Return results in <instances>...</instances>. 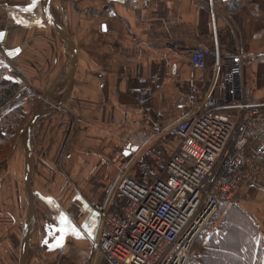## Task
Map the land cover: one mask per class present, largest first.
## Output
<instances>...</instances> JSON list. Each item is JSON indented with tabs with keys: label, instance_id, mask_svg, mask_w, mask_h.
<instances>
[{
	"label": "crops",
	"instance_id": "crops-1",
	"mask_svg": "<svg viewBox=\"0 0 264 264\" xmlns=\"http://www.w3.org/2000/svg\"><path fill=\"white\" fill-rule=\"evenodd\" d=\"M44 6L45 0L0 3L2 49L20 50L8 57L14 72L8 79L27 92L16 106L31 119L41 105L37 96L48 94L46 111L61 105L31 137L36 221L26 264H89L99 212L130 152L153 136L156 124L169 126L186 113L189 97L207 90L217 59L239 55L245 88L264 102V0H52L51 18L76 48L71 84L70 47L49 25ZM198 49L207 55L204 70L191 63ZM154 73L163 88L143 104L131 85L138 74ZM15 136L0 161V264H20L29 212L26 153L21 132ZM178 144L167 138L161 151L171 155ZM248 192L257 207H242L258 210L264 221L263 193ZM100 260L96 255L92 263Z\"/></svg>",
	"mask_w": 264,
	"mask_h": 264
},
{
	"label": "built area",
	"instance_id": "built-area-1",
	"mask_svg": "<svg viewBox=\"0 0 264 264\" xmlns=\"http://www.w3.org/2000/svg\"><path fill=\"white\" fill-rule=\"evenodd\" d=\"M191 63L206 69V52L195 50ZM8 65L0 43L5 75ZM135 80L131 92L143 104L163 88L160 73ZM167 138L179 141L171 155L161 151ZM263 182L264 102L245 88L239 55L217 59L207 90L189 97L186 113L169 126L156 124L130 152L99 212L89 264L96 255L98 264H189L217 210Z\"/></svg>",
	"mask_w": 264,
	"mask_h": 264
},
{
	"label": "trees",
	"instance_id": "trees-1",
	"mask_svg": "<svg viewBox=\"0 0 264 264\" xmlns=\"http://www.w3.org/2000/svg\"><path fill=\"white\" fill-rule=\"evenodd\" d=\"M26 95L27 92L21 91V85L8 79L0 67V113L3 114L0 119V160L11 154L15 135L26 126L28 114L22 106H16ZM11 131L16 134L11 136ZM231 206L230 213L223 218L226 224L220 225L218 233L206 242L198 258L199 264H264V241L258 238L260 225L241 207ZM231 214H237L239 218H231ZM234 223L244 229L238 232L235 228L240 227H235ZM201 241L203 238L196 243Z\"/></svg>",
	"mask_w": 264,
	"mask_h": 264
},
{
	"label": "water",
	"instance_id": "water-1",
	"mask_svg": "<svg viewBox=\"0 0 264 264\" xmlns=\"http://www.w3.org/2000/svg\"><path fill=\"white\" fill-rule=\"evenodd\" d=\"M52 0H45V6H44V12L46 19L49 23V25L65 40L71 50L72 53V63L70 66V73H69V83H72L75 68H76V48L67 34L65 30H63L58 24H56L50 15V5ZM5 33L0 32V43L3 44L5 42ZM5 54L9 56L10 58H14L17 53L20 52L19 49H12V50H6L4 49ZM48 94L44 95V98L47 99ZM43 103H45L43 100H41V105L38 107L37 111L34 113L32 118L30 119L29 123L27 124L23 136V146L26 153V165H25V186L28 192L29 197V212L26 218L25 226H24V234H23V240H22V247H21V258H20V264H26L27 259V253H28V247H29V241L30 236L32 233L33 226L36 221V203H35V194L33 192L32 186H31V177H32V166H33V157H32V148H31V137L33 130L37 123L45 117L47 114L54 112L56 110H59L61 108V105H55L50 110H45Z\"/></svg>",
	"mask_w": 264,
	"mask_h": 264
},
{
	"label": "rangeland",
	"instance_id": "rangeland-1",
	"mask_svg": "<svg viewBox=\"0 0 264 264\" xmlns=\"http://www.w3.org/2000/svg\"><path fill=\"white\" fill-rule=\"evenodd\" d=\"M9 66V68H8V70H9V73H10V71H13L12 70V68H11V66L10 65H8ZM4 73V72H3ZM8 76V75H7ZM41 96V95H40ZM40 96H37L36 98H38V100H40ZM29 121H30V116H28V119H27V123H26V126H27V124L29 123ZM26 126H25V128H26ZM25 128L21 131V135L23 136V132H24V130H25ZM20 133V132H19ZM11 134V133H10ZM14 145H15V143H14ZM14 145H13V147H14ZM1 160H3V159H1ZM0 160V161H1ZM252 188H254V189H257V190H259V192L260 193H263V195H264V182L262 183V184H260V185H257V186H253V187H249V188H247V189H245V191H246V193H245V196H244V199H242V200H240V201H238V202H236V203H233V204H225V205H222L218 210H217V212L213 215V217L210 219V221L206 224V226H205V228L203 229V231H202V233L200 234V236L198 237V239L199 238H203V241H201L199 244H198V242L196 243L195 242V244H194V247H193V249H192V253H191V256H190V261H189V264H199V260H198V258H199V256L202 254V250L206 247V242L209 240V238L211 237V236H214L216 233H218V228H219V226L220 225H222V224H226L225 222L226 221H224V219L223 218H225L226 217V214H229L230 213V210H231V208L233 207V206H231V205H237V206H239V207H241L242 208V210H244L247 214H248V216H250L251 218H255L254 220H255V222L257 223V224H261L260 225V232H259V234H258V238L260 239V240H263L264 241V221H261L259 218H263V215H262V213L261 212H259L258 210L256 211H252V208H251V210L248 212V211H246V209L245 208H243L242 207V205L246 202V203H250V204H252L253 202H254V200H257V199H254V197H251L250 198V194H249V192H248V189H252ZM260 201V200H259ZM242 202V203H241ZM256 203V202H255ZM255 203H253L255 206H256V204ZM257 207V206H256ZM231 218H239V216H237V214H231ZM256 218H258V219H256ZM234 226L235 227H240L238 224H236V223H234ZM244 229L243 228V226H241L240 228H235L238 232H241L242 231V229ZM238 232H236V233H238ZM261 234H263L262 236H261ZM197 239V240H198ZM196 240V241H197ZM40 250H41V248H40Z\"/></svg>",
	"mask_w": 264,
	"mask_h": 264
},
{
	"label": "snow or ice",
	"instance_id": "snow-or-ice-1",
	"mask_svg": "<svg viewBox=\"0 0 264 264\" xmlns=\"http://www.w3.org/2000/svg\"><path fill=\"white\" fill-rule=\"evenodd\" d=\"M62 222H63V223H67L66 219H62ZM72 230H73V232H75V231H76V229H75V228H73ZM60 231H61V232H63V231H64V229H63V228H61V229H60ZM61 239H62V237H61Z\"/></svg>",
	"mask_w": 264,
	"mask_h": 264
}]
</instances>
